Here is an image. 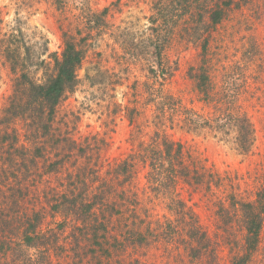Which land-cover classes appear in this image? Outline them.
<instances>
[{
	"label": "rangeland",
	"instance_id": "1",
	"mask_svg": "<svg viewBox=\"0 0 264 264\" xmlns=\"http://www.w3.org/2000/svg\"><path fill=\"white\" fill-rule=\"evenodd\" d=\"M68 42L81 63L50 113L33 86ZM263 186L264 0H0V264H264L240 209ZM182 210L216 256L159 237Z\"/></svg>",
	"mask_w": 264,
	"mask_h": 264
},
{
	"label": "trees",
	"instance_id": "2",
	"mask_svg": "<svg viewBox=\"0 0 264 264\" xmlns=\"http://www.w3.org/2000/svg\"><path fill=\"white\" fill-rule=\"evenodd\" d=\"M81 63V53L76 50V47L73 43L68 42L66 50L63 55L62 61H58L56 63L57 67V73L54 77H52L47 83L43 85H34V91L35 93L38 92L37 94H40L42 98H44L47 101V104L49 105L50 113L54 111V107L57 105L59 102L60 98L62 97L67 84L71 83L75 79V73L76 69ZM207 75V72L205 73V76ZM205 81L203 82V86L199 84V89L200 92H203L207 96L210 97V84L209 80L210 77L207 75ZM32 88V90H33ZM213 101V99H211ZM238 119L239 121V131L240 134H238L237 141L240 145V147L244 150H246L251 142L253 141V136H254V129L252 127L251 121L248 118L247 115H242ZM170 145H174L173 143H166L165 144V151L164 153H167L169 156L171 155V149L169 148ZM181 149V146L179 147V150ZM169 163H171V159L168 160ZM157 169L161 171V169L164 170L162 163L156 164ZM176 166H173L170 168L168 171L169 174L167 173L164 175V179H166L167 176H170V178H173V182L176 183L175 181H178L180 179L181 175L177 173L174 168ZM194 171L190 173L189 175H186V179L188 181V184H191L194 186L196 190L199 189L200 184H204V179H197V182L192 179V176H195V172L200 173V170L196 167H194ZM187 169H190L188 167ZM159 171V172H160ZM201 175V174H200ZM202 176V175H201ZM208 177H210L207 189L211 191V195H214L215 192L211 190V178L213 179V172L209 173ZM197 183V184H196ZM198 186H196V185ZM209 187V188H208ZM218 192V191H217ZM221 193H225L221 191ZM171 198L176 201L178 204L181 205V207L184 209L186 208L185 202L181 199L180 197V192L175 190V186L172 187L171 192L169 193ZM168 194V195H169ZM241 206V213H242V220L244 223V237H243V244L246 245V250L247 254H251L255 251L257 245L260 242V235L261 231L263 229V221H264V186L261 191L257 193L256 200L253 201H248V202H240ZM185 213L184 216H182ZM196 213V212H195ZM190 210V214L182 210L180 213V218L179 222L176 223L175 225V231H171L170 234H167L166 229L162 230L161 234L159 233V237L165 238V240H169L174 233L175 236H182L183 238H186L185 242L190 245V247L193 249L195 255H201L204 250L207 248H210L211 244L214 246L211 248V252L216 256L219 248H220V234L218 231L214 232V237H210V234L208 233L207 230H205L202 225L200 224L199 220L197 219L196 214ZM191 217V219H189ZM148 230H153L150 229V227H147ZM116 248L119 247L118 241L116 240L115 242ZM129 247V244L127 246H122L121 250L119 249V253L125 251ZM249 252V253H248ZM200 253V254H199ZM214 257V256H213ZM245 257H241L239 261H237L238 264H245ZM214 260H217L216 257H214ZM214 264H217L214 262Z\"/></svg>",
	"mask_w": 264,
	"mask_h": 264
}]
</instances>
